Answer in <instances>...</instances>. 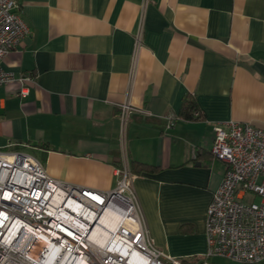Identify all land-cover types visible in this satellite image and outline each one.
<instances>
[{
  "label": "crops",
  "instance_id": "crops-1",
  "mask_svg": "<svg viewBox=\"0 0 264 264\" xmlns=\"http://www.w3.org/2000/svg\"><path fill=\"white\" fill-rule=\"evenodd\" d=\"M17 3L29 32L1 59L15 79L0 85V149L32 155L58 180L110 190L121 164L118 104L128 101L143 111L127 124L130 169L157 167L131 179L148 233L168 256L202 257L223 176L213 126L264 128V0H149L143 13L141 0ZM185 94L199 118L180 114Z\"/></svg>",
  "mask_w": 264,
  "mask_h": 264
},
{
  "label": "built area",
  "instance_id": "built-area-1",
  "mask_svg": "<svg viewBox=\"0 0 264 264\" xmlns=\"http://www.w3.org/2000/svg\"><path fill=\"white\" fill-rule=\"evenodd\" d=\"M148 3L141 0L142 13ZM28 32L17 0H0V85L15 79L1 59ZM142 34L140 25L135 52ZM20 93L25 95L26 88ZM118 109L121 164L114 168L116 183L110 190L58 180L32 155L0 149V264H182L155 246L132 187L127 124L134 112L143 111L128 101ZM172 124L169 115L167 125ZM211 153L223 163V176L206 208V252L199 264H220L212 257L264 264V203L244 198L264 197V128L235 120L217 123ZM107 210L120 222L107 231L105 242L96 244L92 234Z\"/></svg>",
  "mask_w": 264,
  "mask_h": 264
},
{
  "label": "trees",
  "instance_id": "trees-1",
  "mask_svg": "<svg viewBox=\"0 0 264 264\" xmlns=\"http://www.w3.org/2000/svg\"><path fill=\"white\" fill-rule=\"evenodd\" d=\"M196 112L198 111H197V104H196L195 97L192 96L191 94H185L184 97L182 98L180 114L183 115L187 119L199 118L201 115L199 114V112L198 114H196ZM138 166H140V168H138ZM132 170L137 173L146 172V171L155 172L157 170V167L144 164V163H139L137 164V166L132 167ZM202 259L203 257H194L193 259L192 258L188 259L189 261L186 259L182 261H185L186 263H193V262H196Z\"/></svg>",
  "mask_w": 264,
  "mask_h": 264
},
{
  "label": "bare ground",
  "instance_id": "bare-ground-1",
  "mask_svg": "<svg viewBox=\"0 0 264 264\" xmlns=\"http://www.w3.org/2000/svg\"><path fill=\"white\" fill-rule=\"evenodd\" d=\"M119 222H120V216L119 215H114L112 213H109L108 210H107L103 214V216L101 218V223H100V226H99L100 229L96 228V231H94L93 234H92L93 241L96 244H101V243L105 242V240H106L105 238H106V236H108V232L107 231L114 230ZM103 224L105 226H108L109 229L106 230L103 227ZM100 231L102 233V236L99 239Z\"/></svg>",
  "mask_w": 264,
  "mask_h": 264
},
{
  "label": "rangeland",
  "instance_id": "rangeland-1",
  "mask_svg": "<svg viewBox=\"0 0 264 264\" xmlns=\"http://www.w3.org/2000/svg\"><path fill=\"white\" fill-rule=\"evenodd\" d=\"M203 257V256H202ZM193 259V258H192ZM188 260V259H187ZM203 260V259H202ZM202 260H198L196 262H193V263H186L185 261L182 262V264H199ZM189 261V260H188ZM211 262H214V263H220V264H238L236 262H233V261H229L225 258H222V257H212L210 259Z\"/></svg>",
  "mask_w": 264,
  "mask_h": 264
}]
</instances>
